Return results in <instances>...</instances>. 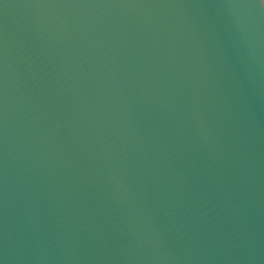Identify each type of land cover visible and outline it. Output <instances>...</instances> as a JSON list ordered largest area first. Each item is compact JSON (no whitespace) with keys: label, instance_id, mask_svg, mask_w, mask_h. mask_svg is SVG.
<instances>
[{"label":"water","instance_id":"obj_1","mask_svg":"<svg viewBox=\"0 0 264 264\" xmlns=\"http://www.w3.org/2000/svg\"><path fill=\"white\" fill-rule=\"evenodd\" d=\"M0 264H264V7L0 0Z\"/></svg>","mask_w":264,"mask_h":264},{"label":"snow or ice","instance_id":"obj_2","mask_svg":"<svg viewBox=\"0 0 264 264\" xmlns=\"http://www.w3.org/2000/svg\"><path fill=\"white\" fill-rule=\"evenodd\" d=\"M257 2L261 7H264V0H257Z\"/></svg>","mask_w":264,"mask_h":264}]
</instances>
